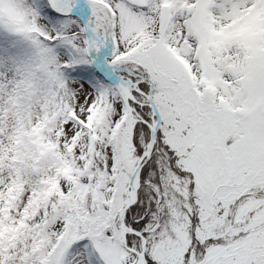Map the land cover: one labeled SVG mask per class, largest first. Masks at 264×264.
Returning a JSON list of instances; mask_svg holds the SVG:
<instances>
[{"label":"snow or ice","instance_id":"6c2138e0","mask_svg":"<svg viewBox=\"0 0 264 264\" xmlns=\"http://www.w3.org/2000/svg\"><path fill=\"white\" fill-rule=\"evenodd\" d=\"M0 264H264V0H0Z\"/></svg>","mask_w":264,"mask_h":264}]
</instances>
